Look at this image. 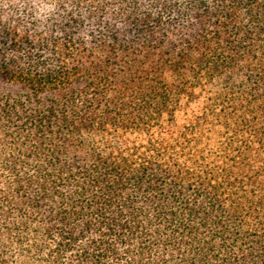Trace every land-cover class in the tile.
<instances>
[{
    "label": "trees",
    "instance_id": "1",
    "mask_svg": "<svg viewBox=\"0 0 264 264\" xmlns=\"http://www.w3.org/2000/svg\"><path fill=\"white\" fill-rule=\"evenodd\" d=\"M0 264H264V0H0Z\"/></svg>",
    "mask_w": 264,
    "mask_h": 264
}]
</instances>
